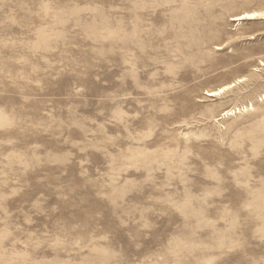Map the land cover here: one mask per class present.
Returning <instances> with one entry per match:
<instances>
[{"label":"rangeland","instance_id":"374dc122","mask_svg":"<svg viewBox=\"0 0 264 264\" xmlns=\"http://www.w3.org/2000/svg\"><path fill=\"white\" fill-rule=\"evenodd\" d=\"M0 264H264V0H0Z\"/></svg>","mask_w":264,"mask_h":264},{"label":"bare ground","instance_id":"6f19581e","mask_svg":"<svg viewBox=\"0 0 264 264\" xmlns=\"http://www.w3.org/2000/svg\"><path fill=\"white\" fill-rule=\"evenodd\" d=\"M253 16H255V14H249V15H246L245 17L249 19L250 17L252 18ZM235 20H236V19H233V21H235ZM214 95H215V94H213L212 92H211V93H208V96H210V97H212V96H214Z\"/></svg>","mask_w":264,"mask_h":264}]
</instances>
